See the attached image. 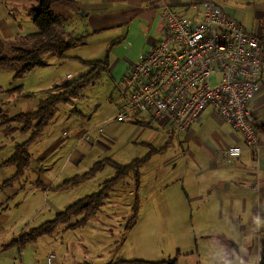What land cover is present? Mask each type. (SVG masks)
Masks as SVG:
<instances>
[{"label": "rangeland", "instance_id": "rangeland-1", "mask_svg": "<svg viewBox=\"0 0 264 264\" xmlns=\"http://www.w3.org/2000/svg\"><path fill=\"white\" fill-rule=\"evenodd\" d=\"M29 1L31 8L35 1ZM218 2L249 30L256 31L262 27L264 31V0ZM19 20H22L25 33L35 30L32 16L30 18L26 12L22 13ZM7 50L6 46L5 52L10 53ZM67 53L71 54L73 50ZM71 59H61L53 52L45 53L43 60L46 64L33 68L21 79L23 94L8 90L13 85L14 70L0 66V105L11 114L35 109L39 99L55 88V82L63 83L87 69L81 62ZM69 72L74 76L68 77ZM109 75L105 73L101 79L84 88L81 94L57 106L46 129L31 143L32 162L24 176L6 186L1 184L16 172V166L4 164V161L12 154L17 143L28 138L30 132L22 133L19 129L21 123L0 124V264H85L86 261L103 264L109 258L158 260L169 256H177V264H256V260L257 264H261L264 208L258 204L257 189L249 185L244 195L246 202L239 198L238 206L234 208L237 213L235 219L231 217V207L210 197L204 202L202 211L197 213L198 202L182 198L183 178L176 177L187 163L185 157H171L175 150H180L178 142L165 154L169 155L168 160H172L169 165L163 162L164 156L157 155L143 168L141 166V181L145 188L142 187L140 192L142 201L138 220L124 238L122 230L132 214L131 206H127L126 202L134 198L132 172L117 184L104 205L85 226L68 228L64 223L53 232L40 235L23 246L13 244L3 248V244L24 230H32L55 217L58 211L69 204L96 191L115 171L112 166H107L73 186L56 188L57 184L83 173L103 156H111L126 163L147 153L149 148L146 145L131 142L130 136L136 126L128 123V119L120 122L114 116L119 108V100L115 102L110 99L114 80L112 82ZM122 75V71L117 72L115 78L119 80ZM115 95L112 94V97ZM96 122L101 124L93 127L89 140L77 144L76 125L92 127ZM100 127L102 131L98 129ZM64 129L69 135L63 134ZM152 130V127L141 128L140 134L143 138L151 137L154 135ZM108 135L117 136L118 140L113 142ZM138 137L139 129L134 133V140ZM92 142L93 146L87 150L84 158L72 156L75 145L82 152ZM161 142L163 140L158 145ZM221 148L215 151L216 160L230 163L235 157L231 161L220 159L217 153ZM169 166L177 167L175 170L170 169V172ZM162 179L170 185L166 191L155 188V184ZM38 180H42L43 184L38 185ZM147 181L154 185V193L150 197L147 191L144 194ZM184 184H187L186 181ZM154 195L166 198V204H155L151 198ZM241 224L245 225V234L238 233ZM229 239L237 241L239 247L234 249L229 246Z\"/></svg>", "mask_w": 264, "mask_h": 264}, {"label": "crops", "instance_id": "crops-1", "mask_svg": "<svg viewBox=\"0 0 264 264\" xmlns=\"http://www.w3.org/2000/svg\"><path fill=\"white\" fill-rule=\"evenodd\" d=\"M207 1L209 0H82L55 2L52 8L66 17L65 27L68 31L75 36L82 37V40L69 50H73V53H67L64 58L69 57L73 58L71 59L73 62H81L80 58L103 59L107 54L109 55L110 67L104 74H110L112 82L114 80V89L110 92V99L115 102L119 100L117 103L120 105L123 101L120 89L123 86L125 77L134 64L154 46L164 31L166 21L163 15L164 4L168 3L182 14L193 17L204 11ZM215 1L225 10L218 0ZM29 6V0H0V35L3 38L17 39L29 33V31L25 33L22 20H19L23 12H26L31 18ZM236 20L242 23L240 20ZM33 23L32 27L36 29ZM256 31L262 32L263 29L260 27ZM120 71L123 72V75L117 80L115 74ZM73 76L72 73L71 77ZM60 83L62 82H55L54 85ZM114 93L116 95L112 97ZM253 111L256 117L255 124L259 132L257 149L246 146L242 132L225 120L216 109L208 106L192 121L186 130L174 131L173 141L170 146L162 152L153 154L149 160L150 162L155 156L160 155L164 156L163 162L169 165L172 160H168L169 155L166 156L165 154H168L172 149V145L178 142L180 150H175L171 157L177 156V159L185 157L187 163L186 168L182 172L179 171L176 177L183 178L182 198L198 202L199 209L197 213L202 211L204 202L210 197L216 202L224 203V205L231 207V217L235 219L237 213L234 208L236 205L238 206L239 198L240 201L246 202L245 200L247 199L244 195L247 189L250 188L249 185L257 189L258 204L260 208H264V72H262L260 87L253 101ZM128 120V123L136 126L135 132L139 129L138 139L134 140L135 132L130 136L131 142L136 144L146 145L145 143L149 142L160 147L168 138L170 139L169 135L173 132L171 131L170 123L155 117L150 109H143L128 118ZM99 124L101 122H96L92 127H86V124L76 125L75 136L78 138L77 144L81 141L89 140L91 137L90 131ZM129 126L126 125V127ZM146 127H152L154 135L143 138L140 130ZM63 134L69 135L66 129L63 130ZM108 137L113 142L118 140L117 136L108 135ZM161 140L163 142L158 145ZM59 141L61 143L62 139ZM233 144L242 145L244 152L227 164L216 160L215 151L218 148ZM92 146L93 142L86 145V150L81 152L77 148L78 145H75L72 156L80 155L84 158L87 150ZM146 146L148 147V145ZM176 167L169 166L168 170H175ZM141 174H143L142 171ZM162 180L155 184V188H158V190L162 188L166 191L170 185L168 181ZM185 181L186 185L184 184ZM142 187L145 188V184L143 185L142 183ZM146 191L148 197L154 193V185L149 183V181H147L145 195ZM151 198L155 204H166V198L162 196L154 195ZM126 204L131 206V202H126ZM243 207L245 208L246 205L243 204ZM239 217L241 218V215ZM244 227L245 225L241 224L238 233L245 234ZM131 230L128 231L129 234ZM228 244L234 249L239 247V243L232 239H229ZM220 258L223 259L222 256ZM111 260L112 258H109L103 264ZM85 264L99 263L86 261Z\"/></svg>", "mask_w": 264, "mask_h": 264}, {"label": "built area", "instance_id": "built-area-1", "mask_svg": "<svg viewBox=\"0 0 264 264\" xmlns=\"http://www.w3.org/2000/svg\"><path fill=\"white\" fill-rule=\"evenodd\" d=\"M163 15L162 35L123 81L116 119L150 109L179 132L212 106L242 132L246 146L257 149L253 101L262 79L264 31L247 29L215 0L193 17L165 3ZM243 152L233 144L217 154L231 161Z\"/></svg>", "mask_w": 264, "mask_h": 264}, {"label": "trees", "instance_id": "trees-1", "mask_svg": "<svg viewBox=\"0 0 264 264\" xmlns=\"http://www.w3.org/2000/svg\"><path fill=\"white\" fill-rule=\"evenodd\" d=\"M35 4L29 8L36 29L17 39H5L0 35V66L11 67L14 70L13 85L8 89L16 94H23L24 86L21 79L37 66L45 65L43 56L47 52H53L60 58L67 56V52L76 46L82 37L73 35L65 27L66 17L53 10L55 2L75 0H34ZM8 47L5 52V47ZM81 62L87 66V70L76 77L65 80L62 85H55L49 93L41 97L37 107L33 110L21 111L14 114L6 112L0 105V124L9 122L21 123L20 131L29 133L27 139L15 145L12 154L4 161V164L16 166V172L1 184L3 186L11 185L20 180L27 168L32 162L33 154L30 150L31 143L35 141L46 129L50 120L54 117L57 106L67 103L73 97L82 93V90L88 85L94 83L102 77L105 71L110 67V59L107 54L103 59H84ZM264 63V61H263ZM59 87V88H58ZM2 85L0 84V90ZM29 93V92H28ZM171 131L170 139L157 147L152 143L146 142L149 150L142 156L134 157L131 161L123 163L111 156H103L93 162V164L83 173L74 175L57 184L56 188L73 186L79 182L89 179L97 171L103 170L107 166H112L115 173L102 182L101 186L94 192L79 198L77 201L69 204L65 209L57 212L56 216L46 220L41 225L34 227L30 231L24 230L19 236L13 238L10 242L3 244V248L13 244L25 245L27 242L36 239L38 236L53 232L56 227L66 223L68 228H77L85 226L89 219L97 214L104 201L115 189L120 181H123L131 172L134 176L135 189L134 198L131 201L132 214L123 229V238L126 232L133 228L138 220L139 204L141 203V166L148 163L153 154L162 152L170 146L173 141L174 129ZM38 185L43 184L42 180L37 181ZM52 188L54 186H51ZM261 264H264V230L261 241ZM177 256L152 260L144 258H124L111 260L106 264H177Z\"/></svg>", "mask_w": 264, "mask_h": 264}]
</instances>
